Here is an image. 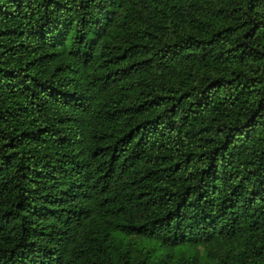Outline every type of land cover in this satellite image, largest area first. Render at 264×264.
<instances>
[{
	"label": "trees",
	"instance_id": "obj_1",
	"mask_svg": "<svg viewBox=\"0 0 264 264\" xmlns=\"http://www.w3.org/2000/svg\"><path fill=\"white\" fill-rule=\"evenodd\" d=\"M199 246L264 264V0H0V264Z\"/></svg>",
	"mask_w": 264,
	"mask_h": 264
},
{
	"label": "rangeland",
	"instance_id": "obj_2",
	"mask_svg": "<svg viewBox=\"0 0 264 264\" xmlns=\"http://www.w3.org/2000/svg\"><path fill=\"white\" fill-rule=\"evenodd\" d=\"M116 242L129 245L133 253L141 257L146 253H148L149 257H157L163 251L156 246V243L144 240L143 238L136 235L116 234ZM210 248H211L210 246H207V248H204L203 246H199V250L197 251L198 264L205 263L210 258H212ZM184 252L185 250H183L182 248L175 249L173 251L174 254L173 260L177 259V257L183 254Z\"/></svg>",
	"mask_w": 264,
	"mask_h": 264
}]
</instances>
